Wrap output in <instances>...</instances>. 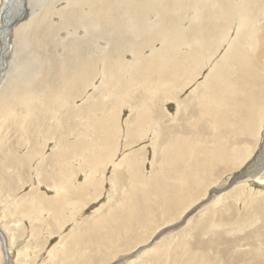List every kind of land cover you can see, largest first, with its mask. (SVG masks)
Instances as JSON below:
<instances>
[{
    "label": "bare ground",
    "instance_id": "6f19581e",
    "mask_svg": "<svg viewBox=\"0 0 264 264\" xmlns=\"http://www.w3.org/2000/svg\"><path fill=\"white\" fill-rule=\"evenodd\" d=\"M202 205L187 257L158 252ZM140 254L264 264V0H0V264Z\"/></svg>",
    "mask_w": 264,
    "mask_h": 264
},
{
    "label": "rangeland",
    "instance_id": "374dc122",
    "mask_svg": "<svg viewBox=\"0 0 264 264\" xmlns=\"http://www.w3.org/2000/svg\"><path fill=\"white\" fill-rule=\"evenodd\" d=\"M10 63H11V61H10ZM203 71H205V69L203 70ZM202 71V72H203ZM207 71V70H206ZM205 71V72H206ZM202 74V73H201ZM198 80H201L200 78H198ZM135 91V90H134ZM133 93H139V92H137V91H135V92H132L131 93V95H130V98L131 99H133ZM114 95V94H113ZM142 96L144 97V96H147V97H150L151 95L149 94L148 95V93H144V95L142 94ZM129 98V97H128ZM129 98V99H130ZM145 98V97H144ZM85 101H82V97L81 98H76V104L77 105H80V104H83ZM80 103V104H79ZM129 102H125V105L123 104L122 106H121V109H120V112H117V118H119V120L118 121H120V125H121V127H123V125L121 124V122H122V120H124L127 116L126 115H128L129 114V112L128 113H126L127 111V109H128V111H129V104H128ZM76 105V106H77ZM167 107V106H166ZM168 109H169V111H170V109H171V107H167ZM76 118H77V116H76ZM77 122H78V118H77V120H76V127H78L79 125L77 124ZM104 129H105V126H104ZM123 129V128H122ZM23 131V129L21 130V132ZM6 136H7V139L8 138H10V139H8L9 141L10 140H12V139H14L13 137L14 136H16V134L15 133H13V132H7L6 133ZM151 137V136H150ZM146 139L148 138V137H145ZM75 138H74V136L73 135H69L68 136V141H73ZM53 139H51V140H49L48 141V143H47V145H46V148H45V151L47 152V149H48V147L49 146H51L50 144L52 143L53 144ZM119 141H121V139L119 140ZM26 147V149H27V145H25ZM22 150H23V148H22ZM23 151H26V150H23ZM124 151V154L128 151L127 149H125V150H123ZM123 151H121V153H117V155L115 156V158H114V160L115 161H117V160H119L120 158H121V156H122V153H123ZM147 158L150 160L151 159V155L150 156H148L147 155ZM149 160H145V168L147 169H149L150 168V166L149 165H151L150 163H151V160L149 161ZM110 166V167H109ZM109 166H108V164H107V169L108 170H111L112 169V167H113V165H111V163H109ZM146 171V170H145ZM84 172H79L77 175V178H78V180H81V179H83V176H84V174H83ZM83 174V175H82ZM110 173H107V174H105V177H106V175L108 176ZM145 174L147 175V173L145 172ZM32 175V174H31ZM31 175L30 176H28V178H30L31 177ZM82 176V177H81ZM28 183V185H30V182L28 181L27 182ZM28 185H24L25 186V188L24 187H22L21 188V192H24V190L26 191L28 188H30V186H28ZM39 187H38V191L39 192H43L44 193V195H46V196H48V195H52L53 194V190H52V188H48V190H46V191H44L45 190V185L44 184H40V185H38ZM42 186V187H41ZM44 187V188H43ZM101 187H102V189H101V191H102V193L100 194V197L99 196H97V199L95 200H93V201H91V202H89L88 204H86V205H84V206H82L81 208H80V210L76 213V216H77V218L79 219V217H81L82 215H89V213L91 212L90 211V209L93 211L95 208H97V207H99L101 204H103L101 201H103V199H104V195H103V193H104V191H105V193L107 194L108 193V188H107V191H106V187H107V184H106V182L104 181L103 182V184L101 185ZM53 191V192H52ZM47 192V193H46ZM99 197V198H98ZM89 204H90V206H89ZM93 204V205H92ZM100 204V205H99ZM98 205V206H97ZM210 205V204H209ZM209 205H202V206H198V207H196V208H194L192 211H190L189 213H187V215L184 217V218H182L181 220H179V221H177V222H175V223H173V224H171V225H169V226H167L165 229H164V232H162L160 235H157L156 236V238H155V242H154V245L155 246H157L156 248H158V252H159V249L161 248V247H163V248H161L162 250H164V251H166V250H168L170 253H171V255H173V257L175 258V255H177V258L178 259H180V257L181 258H185V257H187V255H188V247H186L185 246V243H184V241H185V239L187 238V236H191V234L194 232V230H192L193 229V226L196 224V222H197V220H200L202 217H203V215H201L202 213H204V214H207L208 212H210V210H209ZM97 206V207H96ZM92 207V208H91ZM94 207V208H93ZM90 208V209H89ZM88 209H89V211H88ZM202 211V212H201ZM198 215V216H197ZM162 221V222H161ZM163 221H164V219H160V218H158V224L161 222V224L160 225H162V224H164L163 223ZM72 221H70L69 223H71ZM67 227H68V225H67ZM66 227V228H67ZM191 230V231H190ZM161 231H163V230H161ZM190 232V233H189ZM65 234V233H64ZM190 234V235H189ZM56 237V238H55ZM53 236L52 237V239H51V241L50 242H52L49 246L51 247H53L55 244L56 245H58L59 243H57L58 242V238H57V236ZM151 242H153V241H151ZM52 244H54V245H52ZM55 245V247L57 248L58 246H56ZM153 245V246H154ZM165 245H167V246H165ZM154 246V247H155ZM50 247H48V249L50 248ZM51 247V248H52ZM138 248V247H137ZM136 248V249H137ZM133 248H131L130 250H132ZM160 249V250H161ZM171 249V250H170ZM175 249V250H174ZM180 249V250H179ZM129 250V251H130ZM161 250V251H162ZM173 250V251H172ZM129 251H127V252H129ZM125 253V252H124ZM123 252H120L119 254H118V256H116V257H114L115 259L117 258V257H119V256H121L122 254H124ZM138 252L136 251V253H133L132 255H134V254H137ZM46 255V254H45ZM141 255V254H140ZM142 256H144V255H141L139 258H133V259H131V260H136V261H134V263L136 264V263H138V264H152V262H151V257L153 256V254L152 255H149V256H144L143 258H142ZM114 258H112L111 260H108V262H106L105 264H111L112 263V261L113 260H115ZM139 259V260H138ZM141 259L143 260L141 263H140V261H141ZM145 259H148V261L147 260H145ZM150 259V260H149ZM46 260V259H45ZM147 262V263H144L145 261ZM40 263H42V260H40L39 261ZM39 262H38V264H39ZM114 263V262H113ZM134 263H132V264H134ZM204 263V261H202L201 260V257H197V259L195 260V263L194 264H203ZM10 264H16L15 263V261L13 262V261H11L10 260ZM167 264H169V262H167ZM188 264H190V263H188Z\"/></svg>",
    "mask_w": 264,
    "mask_h": 264
},
{
    "label": "water",
    "instance_id": "95a60500",
    "mask_svg": "<svg viewBox=\"0 0 264 264\" xmlns=\"http://www.w3.org/2000/svg\"><path fill=\"white\" fill-rule=\"evenodd\" d=\"M6 260V259H5ZM8 261V260H7ZM8 263V262H7ZM6 261H5V264H7Z\"/></svg>",
    "mask_w": 264,
    "mask_h": 264
}]
</instances>
